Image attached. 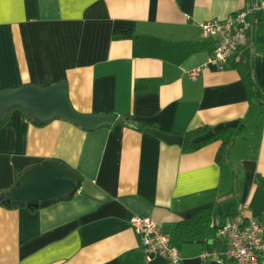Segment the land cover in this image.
Returning <instances> with one entry per match:
<instances>
[{
    "label": "crops",
    "instance_id": "obj_1",
    "mask_svg": "<svg viewBox=\"0 0 264 264\" xmlns=\"http://www.w3.org/2000/svg\"><path fill=\"white\" fill-rule=\"evenodd\" d=\"M250 1L0 0V90L64 83L75 111L117 116L86 130L10 112L0 125V192L47 160L83 179L72 197L36 210L0 202V264H168L146 259L136 215L170 233L180 264H209L208 250L173 237L180 221L211 204L221 221L244 203L251 220L264 216V10L249 17L248 44L225 64L209 61L218 42L201 29ZM233 121L241 133L222 164L220 141L185 153L138 129L180 135ZM235 196L223 212V198Z\"/></svg>",
    "mask_w": 264,
    "mask_h": 264
},
{
    "label": "built area",
    "instance_id": "obj_2",
    "mask_svg": "<svg viewBox=\"0 0 264 264\" xmlns=\"http://www.w3.org/2000/svg\"><path fill=\"white\" fill-rule=\"evenodd\" d=\"M264 10V1L252 0L246 9L231 14L223 20H210L201 23L205 37L217 39V45L209 59L210 62L225 64L249 42L253 29L250 16ZM253 20V19H252ZM202 68L189 72L196 77ZM248 203L241 204L229 218L220 222L217 237L223 242L221 250L206 251L203 258L218 260L224 264H264V216L259 221L247 217ZM131 225L140 236L146 251V259L162 255L168 264H180L181 255L174 246L170 233L152 218L136 215Z\"/></svg>",
    "mask_w": 264,
    "mask_h": 264
},
{
    "label": "water",
    "instance_id": "obj_3",
    "mask_svg": "<svg viewBox=\"0 0 264 264\" xmlns=\"http://www.w3.org/2000/svg\"><path fill=\"white\" fill-rule=\"evenodd\" d=\"M21 107L32 118L47 122L54 118H64L86 130H95L114 125L115 115H87L74 110L67 86L58 83L53 86L28 84L10 90H0V120H6L10 112ZM239 121L219 124L207 134L197 137L194 142L205 141L224 126L237 127ZM153 134L171 144L182 145L184 137L152 130ZM78 191V184L69 170L58 160H47L26 170L16 186L2 196L9 206L40 207L57 200L70 198ZM209 264H224L210 260Z\"/></svg>",
    "mask_w": 264,
    "mask_h": 264
},
{
    "label": "trees",
    "instance_id": "obj_4",
    "mask_svg": "<svg viewBox=\"0 0 264 264\" xmlns=\"http://www.w3.org/2000/svg\"><path fill=\"white\" fill-rule=\"evenodd\" d=\"M21 108V107H17ZM22 109V108H21ZM23 110V109H22ZM26 113V112H25ZM27 117L32 120L36 125L42 126L45 123L40 122L34 118H32L28 113H26ZM126 119H130L129 116L125 117ZM6 120H0V125L5 123ZM216 127V126H215ZM215 127L209 125H203L201 127L188 130L183 134H180L184 137V142L181 145L183 152L192 153L200 150L206 145L220 141L221 145L219 151L217 153V162L222 164L225 160L229 158L230 151L234 146L238 135L241 133V130L238 127H230L224 126L220 128L212 137L205 141L194 142V139L200 136L207 134L210 130H213ZM155 128L153 125H141L138 127L140 131H152ZM173 134V132H170ZM63 163L71 173L73 174L77 184L78 189L80 188L83 176L71 168L65 162L58 160ZM28 170V169H27ZM26 170H20L16 173L15 184L12 189L16 186V183L20 180L22 174ZM11 189V190H12ZM10 190V191H11ZM7 193L5 191L0 192V202L3 203L4 200L2 196ZM51 204V203H49ZM48 204L44 205L47 206ZM29 207V206H28ZM40 207H29L32 210L39 209ZM220 213L215 211V204H211L207 207L200 208L191 216L184 218L180 221L173 230V237L181 242V243H197L201 244L205 250H221L223 247V242L217 237V230L220 226Z\"/></svg>",
    "mask_w": 264,
    "mask_h": 264
},
{
    "label": "rangeland",
    "instance_id": "obj_5",
    "mask_svg": "<svg viewBox=\"0 0 264 264\" xmlns=\"http://www.w3.org/2000/svg\"><path fill=\"white\" fill-rule=\"evenodd\" d=\"M14 110H15V108H14ZM242 180V179H241ZM242 189H243V187H242ZM240 191H241V188H240ZM236 194H237V192H236ZM238 199H239V197L238 196H235V197H233V198H231V199H228V198H223V201H222V203H221V210L223 211V212H227V210H228V208L231 206V205H236L238 202ZM219 210L220 209H218L217 211L219 212ZM198 246H202L201 244H198ZM202 248H203V250H205L204 249V247L202 246ZM208 251H212V250H208Z\"/></svg>",
    "mask_w": 264,
    "mask_h": 264
}]
</instances>
